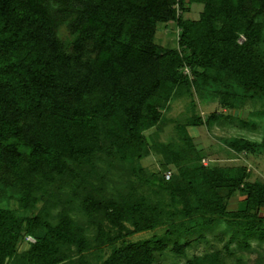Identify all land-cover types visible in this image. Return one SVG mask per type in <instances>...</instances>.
Here are the masks:
<instances>
[{
	"label": "trees",
	"instance_id": "obj_1",
	"mask_svg": "<svg viewBox=\"0 0 264 264\" xmlns=\"http://www.w3.org/2000/svg\"><path fill=\"white\" fill-rule=\"evenodd\" d=\"M187 2L203 5L199 18L180 14ZM260 17L264 0H0V183L19 192L27 209L37 190L77 172L75 166H94L98 154L138 160L144 132L159 124L181 87L196 80L183 73L186 66L197 77L214 73L213 79L224 76L264 95ZM170 21L180 29L178 48L161 52L155 33ZM64 25L67 39L59 32ZM230 146L258 154L264 134L260 142ZM252 172L247 165H213L190 174L185 193L201 187L204 194L196 205L186 200L179 222L134 190L104 208L89 193L82 206L88 214L104 209L119 228L117 239L167 223L169 236L190 233L217 218L263 237L264 180H252ZM162 182L168 188L178 181L172 173ZM237 194L245 196L246 208L231 211L225 198ZM26 234L35 242L19 262L17 247ZM61 243L79 253L89 247L84 229L68 215L52 221L0 207V264H60ZM166 248L162 238L129 242L101 264H153ZM172 250L183 255L185 245L175 240Z\"/></svg>",
	"mask_w": 264,
	"mask_h": 264
},
{
	"label": "rangeland",
	"instance_id": "obj_2",
	"mask_svg": "<svg viewBox=\"0 0 264 264\" xmlns=\"http://www.w3.org/2000/svg\"><path fill=\"white\" fill-rule=\"evenodd\" d=\"M186 8H180V14L197 19L203 5L187 2ZM259 20L264 27V17ZM59 32L63 39L71 37L65 25ZM179 33L175 21L158 24L155 42L161 52L178 48ZM259 47L264 57V34ZM182 71L191 82L196 80L182 86L163 109L159 124L144 132L146 142L138 160L127 162L107 153L98 154L94 166H75L77 172L60 175L52 184L37 190L35 202L27 209L20 203L19 192L0 183V207L11 208L19 216L41 214L52 221L68 215L84 229L89 241L87 250L79 253L76 245L61 243L60 264H101L125 243L159 238L167 248L155 253L153 264H264V236L249 235L222 218L190 233L169 236L166 231L171 225L167 223L117 239L119 228L105 216L104 209L91 214L83 209L82 199L89 193L104 208L110 201L128 198L134 190L133 194L147 197L160 206L164 215L179 222L185 219L179 210L189 200L191 205L198 204L197 197L204 194L201 187L185 193L188 178L202 167L233 169L247 165L253 170L252 180H264V149L249 154L230 146L234 141L262 140L264 95L248 92L224 76L213 79L214 73L205 79L197 77L189 66ZM196 121L198 124L194 125ZM168 171L178 182L167 188L162 180ZM225 201L231 211L246 208L245 196L241 194L226 197ZM259 215L264 216V208ZM39 233L44 234L45 230L40 229ZM175 240L185 245V254L172 250ZM33 242L35 236L26 234L18 244L17 261L22 262ZM199 258L205 261L199 262Z\"/></svg>",
	"mask_w": 264,
	"mask_h": 264
},
{
	"label": "built area",
	"instance_id": "obj_3",
	"mask_svg": "<svg viewBox=\"0 0 264 264\" xmlns=\"http://www.w3.org/2000/svg\"><path fill=\"white\" fill-rule=\"evenodd\" d=\"M244 39H245V37H244V36H242V39H241V41H242V40H244ZM165 175H166L165 177H166L167 179H169V178L171 177V175H172V171H168V172H166V174H165Z\"/></svg>",
	"mask_w": 264,
	"mask_h": 264
}]
</instances>
